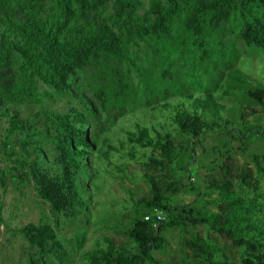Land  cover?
<instances>
[{"label": "trees", "instance_id": "obj_1", "mask_svg": "<svg viewBox=\"0 0 264 264\" xmlns=\"http://www.w3.org/2000/svg\"><path fill=\"white\" fill-rule=\"evenodd\" d=\"M238 18V37L245 46L264 50V0H0V72L16 73L14 86L0 85V108L9 101L42 104L69 96L85 109L72 106L66 113L47 112L51 127L46 136L19 113L7 118L0 155L9 159L16 179L33 182L52 212L72 218L73 211L85 210L81 191L87 186L81 183L92 175L91 159L108 158L115 150L109 140L104 151L90 139L95 110L74 88L78 71L106 64L107 73L94 91L102 111L121 99L151 96L158 102L156 111L170 114L181 138L177 140L173 128L160 132L138 125L127 132L129 158L139 165L148 195L136 198L132 193L129 244L118 245L104 237L105 246L98 244L84 254L87 264H168L156 254L167 253L171 245L167 233L172 231L182 240L188 238L192 257H183L181 264H264V153L248 151L252 138L264 141V124L253 123L250 117L258 113L248 108L239 117H223L226 107L215 90L194 86L204 62L206 76L217 68L219 63L210 59L219 49L217 41L223 40L222 26ZM142 45L151 50L147 65L138 64L134 56L135 48ZM134 71L138 84L132 82ZM39 85L49 90L39 91ZM230 87L224 90L226 95L232 93ZM247 96L264 111V91L249 90ZM215 131L225 136L220 163L213 161L203 178L196 174L193 179L181 163L186 154L195 161L200 140ZM15 137L23 139L18 149L11 144ZM234 141L241 143L244 160L249 154V161L235 172ZM44 144L49 145L52 160ZM4 181L1 176L3 189ZM188 193L194 194L189 203H172V197ZM158 213L164 220L155 228ZM2 227L10 229L0 203ZM200 227L206 229L205 237L197 231ZM18 233L39 250L41 260L48 256L59 264L68 263L70 252L57 234L56 221L53 226L32 224ZM225 238L230 246L223 243ZM73 242L82 250L86 239L76 236Z\"/></svg>", "mask_w": 264, "mask_h": 264}, {"label": "rangeland", "instance_id": "obj_2", "mask_svg": "<svg viewBox=\"0 0 264 264\" xmlns=\"http://www.w3.org/2000/svg\"><path fill=\"white\" fill-rule=\"evenodd\" d=\"M15 15L19 19L23 18L21 14L16 13ZM239 25L238 18L222 26L223 40L217 41V43L220 42L217 46L219 49L210 59V62L219 64L221 62L222 65H216L217 68L214 69L212 75L206 76L203 71L207 63L204 62L200 66L201 69L198 68L199 78H196L194 86H197L198 90L207 87L212 91L215 90L217 100L226 107L222 110L223 117H228V114L239 117L242 109L248 108L258 113L250 117L252 122L261 125L264 124V111L257 105L255 99L247 96V92L255 89L264 91V50L247 48L243 40L238 37ZM134 56L138 64L147 65L151 59V50L146 45H142L135 48ZM234 56L237 58H233ZM106 73V64H96L78 71L74 80V88L89 104L94 106L95 114L90 118V139L96 140L99 149L102 148L104 151L109 149V146L105 144V141L109 140L115 149L110 150L108 158L95 155L91 159L92 175L89 178H83L81 183L87 186L81 191L83 201L87 204L85 210L73 211L72 218L67 214L52 212L50 205L39 198L33 182L16 179L9 159L4 154L0 155V177H5L4 183L6 184V188L3 189L0 183V203L3 205L5 222L10 227V229L0 228V264H59L48 256L41 260L39 250L33 248L18 233L20 228L32 224L38 226L46 222L53 226L54 222H57V234L63 239L65 247L70 252L67 264H87L84 254L94 251L98 244L105 246L104 237L113 239L118 245L129 244L128 230L134 217L132 193L136 194V198H142L148 195V187L142 180L139 165L129 158L132 150L127 143V132L134 131L138 125L153 126L160 132H171L173 128V135L178 141H181V138L178 137V131L172 125L170 114L165 112V115H162L160 111H156L158 102L151 96H132L121 99L118 103H111L107 111H102L94 96V91L101 84L100 78ZM171 75L170 73L168 76L169 80ZM132 82L138 84L135 71L132 74ZM15 83V72L10 73L9 70L0 72V85H6L5 87L8 88L14 86ZM174 83L173 86L178 88L179 83ZM230 84H232V89L230 87L232 93L226 95L224 90ZM37 89L39 91L49 90L43 85H39ZM198 90L190 92L198 97L200 95ZM225 95L227 97H224ZM169 102L172 103L171 108L176 104L173 99ZM72 106L80 111L85 110L79 101L69 96L57 97L56 100L47 99L42 104L31 101L19 104L9 101L0 108V149H3L5 142L7 118L12 113H19L23 120L31 119L33 124L40 129L41 136H46L51 127L49 116L46 113L51 111L66 113ZM170 112L172 115L173 109H170ZM22 140L15 137L11 144L18 149L21 147ZM200 141L201 146L197 148L195 161H191L189 155L186 154L185 161L181 163L193 179L196 174H202L203 178L213 161L217 160L218 164L220 163V153L224 152L225 136L220 131L208 133ZM43 147L52 160L54 157L49 145L44 144ZM231 148L235 150V161H233V172H235L244 161H249V154L246 152L247 160L242 158L239 142H232ZM248 151L255 154L264 153V141L252 138ZM250 168L253 166L251 165ZM193 199L194 194L188 193L172 197V203L183 205ZM197 231L203 237L206 236L204 227L198 228ZM76 236H84L86 239L82 250H78L76 243L73 242ZM167 237L171 243L167 253L156 254L162 263L181 264L183 257H192L191 249L187 245L188 238L182 240L179 234L173 231L168 232ZM222 241L231 245L226 238Z\"/></svg>", "mask_w": 264, "mask_h": 264}, {"label": "built area", "instance_id": "obj_3", "mask_svg": "<svg viewBox=\"0 0 264 264\" xmlns=\"http://www.w3.org/2000/svg\"><path fill=\"white\" fill-rule=\"evenodd\" d=\"M151 216H147L146 217V220L148 221V220H151ZM164 220V217H163V215L162 214H160V213H158L157 215H156V223L154 224V227L155 228H158V224H159V222H161V221H163Z\"/></svg>", "mask_w": 264, "mask_h": 264}]
</instances>
